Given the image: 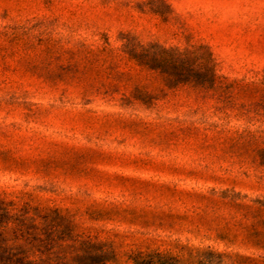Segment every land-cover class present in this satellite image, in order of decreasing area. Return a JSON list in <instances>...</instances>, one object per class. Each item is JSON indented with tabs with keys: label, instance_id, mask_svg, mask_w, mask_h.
I'll use <instances>...</instances> for the list:
<instances>
[{
	"label": "rangeland",
	"instance_id": "obj_1",
	"mask_svg": "<svg viewBox=\"0 0 264 264\" xmlns=\"http://www.w3.org/2000/svg\"><path fill=\"white\" fill-rule=\"evenodd\" d=\"M0 202V259L264 264V0H0Z\"/></svg>",
	"mask_w": 264,
	"mask_h": 264
},
{
	"label": "trees",
	"instance_id": "obj_2",
	"mask_svg": "<svg viewBox=\"0 0 264 264\" xmlns=\"http://www.w3.org/2000/svg\"><path fill=\"white\" fill-rule=\"evenodd\" d=\"M154 48V47H153ZM157 50V48H156ZM159 51V59L161 63H169L170 60L175 56L176 52L173 50L167 49H158ZM180 57L182 55H179ZM209 60L206 59L205 67L209 66ZM147 65V64H146ZM209 68V67H208ZM210 70V69H209ZM212 81L210 78H207L202 86L205 88H209L212 86ZM1 208V202H0ZM5 210V209H4ZM85 246L88 248H83V252L87 253L89 256H95L98 258V262L96 264H109L113 259V252L106 251L103 245H96L93 243H86ZM18 249V248H17ZM10 257L0 259V264H34V262L30 259L27 251H20V252H10ZM155 258H158L156 261ZM134 264H167L164 257L160 254L155 256H144L142 253L134 254L132 257Z\"/></svg>",
	"mask_w": 264,
	"mask_h": 264
}]
</instances>
